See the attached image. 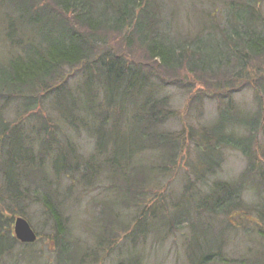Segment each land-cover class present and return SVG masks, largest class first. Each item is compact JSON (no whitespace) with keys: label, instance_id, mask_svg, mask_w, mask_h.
I'll list each match as a JSON object with an SVG mask.
<instances>
[{"label":"trees","instance_id":"trees-1","mask_svg":"<svg viewBox=\"0 0 264 264\" xmlns=\"http://www.w3.org/2000/svg\"><path fill=\"white\" fill-rule=\"evenodd\" d=\"M43 1L0 0V259L35 244L19 243L12 227L36 206L51 223V264H96L116 239L122 248L150 229L164 237L183 228L189 264H264V119L237 114L232 100L236 83L264 98L263 1L187 0L182 32L172 0ZM110 38L126 54L106 47ZM140 51L142 63H131ZM190 76L214 90L218 117L168 129L176 114L164 90L194 94L181 81ZM82 135L92 140L87 154ZM227 149L247 161L234 181L218 177ZM251 177L256 202L243 196ZM102 191L112 200L96 202ZM76 193L105 212L89 242L72 232ZM211 219L249 228L255 249L230 258L222 236L209 241Z\"/></svg>","mask_w":264,"mask_h":264},{"label":"rangeland","instance_id":"rangeland-1","mask_svg":"<svg viewBox=\"0 0 264 264\" xmlns=\"http://www.w3.org/2000/svg\"><path fill=\"white\" fill-rule=\"evenodd\" d=\"M42 1L43 0H39V2ZM262 1L264 3V0ZM172 3L179 6V13L176 16L173 15L175 25H172V27L174 26L175 30L181 29L182 32L186 26L188 27L185 22V6L189 5V3L187 0H172ZM168 9H170L169 6ZM110 39L106 47L109 46L113 48L116 53L126 54L125 49L120 46L117 41ZM142 54L141 51L136 53L132 52L129 54L128 60L131 63L140 64L144 60ZM189 78L190 80L181 78V81L185 84L193 85L192 90L194 94H188L187 91L185 92L183 89L175 86H169L164 90V93L171 98L172 107L176 114V119L166 123L165 127L168 129H180L186 122L184 119H188L189 125H211L218 117V101L211 97L214 90L205 87L203 82L196 79V77L190 76ZM240 84L241 83H236L232 97L234 105L237 106L236 113L238 114L239 112L243 116H247L252 112L261 110L264 119V98H262L261 101L256 99L255 91L251 87L240 88ZM199 88L202 90L198 93L201 95L200 99L197 98L198 96L196 94ZM262 123L264 124L263 120ZM263 129L264 128L258 130L259 140L262 138ZM78 139L79 144L83 147L84 153H89L92 140L86 135H82L78 137ZM224 153L225 159L218 173V177L225 181H234L240 177L246 168L247 161L242 154L237 151L227 149ZM180 178L181 176L178 177V179ZM246 183L243 193L245 201L256 202L258 200V195L255 193L256 190L254 191L256 185L255 180L251 177ZM260 188L264 191V186ZM76 196V198H78V206L75 208L73 207V210L70 211L71 220L73 223L75 222L72 232L80 241L89 242L91 240L90 232L95 230L96 218L102 216L103 206L101 208L100 205H95L93 202L90 204L91 202L89 203V201L92 200V195L87 196L83 193H76ZM112 198L113 195L110 191H102V195L95 201H109L112 200ZM103 213L105 214V212ZM30 214V225L37 233L38 241L30 248L14 245L15 247L12 249V254L8 256L3 255L0 259V264H51L53 262L54 242L49 239L50 234H52L51 223L45 219L42 211L39 208L37 209L36 206L31 207ZM82 222H85L86 226H84ZM209 222L211 230L216 232L213 234L210 229L206 230L209 241L213 240L214 244L218 243L220 241H216L218 235L222 236L224 239L223 251L227 253L230 258L245 255V253H248L250 247L255 249L256 244L247 241V239L251 237L248 233L250 231L249 228L245 230L241 225L237 226V228H233L227 223H224L221 219L220 221H218V219H211ZM86 229L89 233H87ZM154 230L155 229H153V231ZM153 231L152 229L149 230L147 239L142 240L138 238L135 244L133 242L127 243L122 245V248L119 246L122 243L121 238L116 239L113 241L116 245L114 249H111L110 244L108 245L109 247L102 248V250H104L96 254V257H98V262L96 264H117L119 259L126 257L139 258L143 264H189L184 247L186 240L184 237H181L182 231L187 234L188 229L183 228L177 231V233H169L164 237L158 236L157 231ZM216 234L217 237H215ZM110 243L112 242L110 241ZM200 244H202V241ZM119 248L121 249L118 250ZM194 250L198 255V249L195 247Z\"/></svg>","mask_w":264,"mask_h":264},{"label":"water","instance_id":"water-1","mask_svg":"<svg viewBox=\"0 0 264 264\" xmlns=\"http://www.w3.org/2000/svg\"><path fill=\"white\" fill-rule=\"evenodd\" d=\"M14 237L21 243L31 244L37 240V233L32 229L29 221L22 216L13 219Z\"/></svg>","mask_w":264,"mask_h":264}]
</instances>
